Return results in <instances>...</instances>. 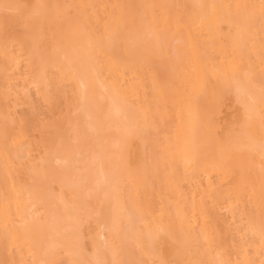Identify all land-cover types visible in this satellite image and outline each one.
<instances>
[{
	"label": "bare ground",
	"instance_id": "obj_1",
	"mask_svg": "<svg viewBox=\"0 0 264 264\" xmlns=\"http://www.w3.org/2000/svg\"><path fill=\"white\" fill-rule=\"evenodd\" d=\"M140 1L144 2V6H156L145 8L151 22L149 34L157 49L164 53L168 50L158 31L164 32L173 28L185 40L183 60L178 57L182 60V68L174 93L169 92L159 75L148 69L152 89L149 88L142 80V61L138 56L129 54L130 49L137 50V42L148 37V33L140 25H136L135 29L125 25L128 14L132 13L128 0H109L106 15L92 14L99 24L100 33L81 32L80 28L71 27L66 34L54 31L48 38V45L41 46L47 32H33L29 43L19 44V51L26 57L33 74V82L42 95L47 94L52 82L69 85L79 95L78 110L82 122L85 123L79 128L84 133L90 131V134L82 135L81 130H78L76 138L77 141L80 140L79 143L66 141L62 152L55 153L51 150L48 154L50 156L55 153V162L63 166L67 157H80L82 152L87 153L88 162L84 167L88 174H75L74 179H62L59 182V190L62 195L67 192L68 197L60 212L67 210L73 213L69 214L64 227H58L59 215L56 210H48L46 199L41 195L39 187L40 182L58 181L56 173L44 177L42 172H34L35 184L26 185L16 181L7 172L8 167H4L2 170L8 173V177L4 184L0 181V243L6 248L30 253L32 259H38L39 256L42 258L44 255L48 259L63 249L73 264H96L98 259L122 261L119 255L125 253L126 248L124 249L117 232L122 220L132 225L131 214L135 209L142 217L140 222L143 226L139 230H134L131 226L130 233L134 231L130 237L134 235L138 246L145 243V249L140 254L149 264L158 261L161 252L164 258L183 263L186 261L183 253L185 246L195 253V247L200 242L207 246L201 262L207 259L209 264H220L222 261H230L231 264H247L252 261L256 264L258 261L250 256L245 245L236 241L232 244L235 253L230 252L224 246L226 244L222 243L224 245L219 250L223 252L216 258L211 256L212 247L222 245L217 229H225L217 212L218 204L209 207L204 202L192 201L186 207L178 206L177 219L173 220L163 206L164 202H160V207L155 210L150 198L151 192L145 187L144 174L128 176L124 172V163L114 189L117 190L119 183L124 181L130 184L136 204L132 206L133 210L129 209L127 212L122 203L114 202L113 196L109 195L111 198L106 204H103L105 199H102L103 203H100L97 211L101 217L98 228L99 235L107 234L108 242L94 247L95 254L91 261L82 258L72 246L73 237L68 233L72 221L78 218V212L82 209L76 208L80 201L82 183L89 181L88 196L95 199L99 197L106 188H103L107 180L104 167L113 171L115 166L112 155L120 153L131 142L133 131L142 130L148 122L157 120L160 125L158 134L164 136L162 155L169 165L165 176L166 193L177 198L179 182L185 179L197 182L204 176V194H209L212 192L210 179L213 176L218 177L225 188L227 204L224 205H227L230 212L235 213L238 209L246 208L247 199L252 204L247 207L249 212L251 210L247 228L253 236V253L260 259L264 258L261 255L259 238L260 197L264 185V160L261 159V145L264 141L261 131L264 127V98L261 92V84L264 82V26L259 20L258 7L240 10L229 7L236 4L258 6L260 0H183L184 7L176 19H172L166 10L169 0ZM77 2L79 8L85 11V2H89L93 8L97 0ZM12 3L61 5L60 0H8L6 4ZM101 3L102 1L98 2ZM210 5L216 7H201ZM155 11L159 13L155 14ZM249 13H254L255 19L243 31L233 28L235 35L225 45L222 31L236 22L238 14L243 20ZM45 27L50 30V26ZM109 32L116 33L117 38L110 39ZM3 41L6 43L7 37ZM119 43L124 48L123 55L115 53V46ZM3 55L9 61V70L19 69L20 59L11 54L8 45L3 47ZM229 96L235 97L241 104L240 110L233 112V117H230L233 113L230 115L227 109L222 108ZM206 103L211 108L208 109ZM131 111L132 114H129ZM73 116L74 113L71 118ZM253 118L255 122L251 123ZM85 135L86 138L80 139V136ZM89 135L92 138L88 146ZM103 135L113 139L105 144L101 157L99 153L98 158H94L96 152L93 148L103 144ZM22 138L21 131L12 137L5 129L0 128V151L5 145L15 146ZM2 154L5 152H0ZM139 158L140 152L135 149L134 162H138ZM4 162L10 165L13 163L8 156H4ZM95 162L97 163L94 164ZM87 201L91 200L87 198ZM40 211L45 213L43 217L39 215ZM96 218L98 220L99 216ZM108 218L113 220L111 225L107 224ZM197 225L198 235L195 231ZM178 243L179 252L175 253L174 246ZM232 254H237V257L233 259Z\"/></svg>",
	"mask_w": 264,
	"mask_h": 264
},
{
	"label": "rangeland",
	"instance_id": "obj_2",
	"mask_svg": "<svg viewBox=\"0 0 264 264\" xmlns=\"http://www.w3.org/2000/svg\"><path fill=\"white\" fill-rule=\"evenodd\" d=\"M7 1L8 0H0V128L5 129L8 135H11L12 137L16 136L21 131L23 134V138L15 146L12 144L10 146L5 145L4 149L0 151L1 153L5 152V154L0 155V173H2L0 181L1 184H4L9 173L11 176H13L16 181L21 184L34 185V172L40 171L43 175H45L44 177L51 176L55 172V176L58 178V181L56 180V182L51 183L40 182L39 187L41 195L46 199V205L48 210H56L59 215V225L57 226L64 227L69 214L73 212H68L67 210L64 212H60V209H62V206H64L63 203L67 201L68 197L67 192L62 195V192L59 190V182L62 179H74L75 174H81L83 176L87 175L88 171L85 169L84 166L88 162V154L82 152L80 157H76V155H73V157H67L66 162H64L63 166H59L60 164L55 162L54 156L55 153L62 152L63 146L66 144V141H70V143L74 144L80 142V140L78 139L77 141L76 138L78 130H81L80 132L83 133L82 135L90 134V131H86L84 133L83 130L79 128L85 123L82 122V118L80 117V112L78 110V104L80 101L79 95L71 86L58 85L57 82H52L48 88L49 90L46 95H42L41 92L38 90L37 86L33 82V74L31 72V67L28 64L26 57L22 55V53L19 51L20 43L15 42L13 39L15 37H21L23 35V25H21L11 17L6 20L5 13L4 11H2V5L6 4ZM60 1L61 5L73 6L71 8V13L73 17L79 21V25L76 27L80 28L81 32H89L92 34L100 33L101 30L99 24L95 21V19H93L92 14L96 13L100 16L106 15L107 10L109 9V0H97L93 8L91 7V4L89 2H85V11L81 10L77 5L78 0H67L68 2L66 0ZM100 1H102V3L98 4V2ZM182 1L183 0H169L166 10L169 12V15L172 17V19L178 18L181 14V11L184 7ZM128 3L131 6L130 8L132 13H139V15L137 16L136 25H140V27H142L144 31L148 33V37H146L142 41L137 42V50L147 47L149 50L154 51V55H152L148 60H145L142 57L138 56L139 59L142 61L141 63L143 64L142 80L149 86V88L152 89L149 82L150 74L149 72H147L148 69L152 70L153 73L159 75L161 81L167 87L169 92L174 93V88L177 85V81L182 68L180 58H182L183 60L184 57V38L181 37L180 34L178 35L177 33H175V29L173 28L164 32L158 31L161 38L164 39L166 43V48H168V50L166 49V53H164L163 50L157 49V46L153 44V37H151L149 34L151 29V22L149 20V14L147 12V9L145 7H139L144 6V2L140 0H128ZM158 13L159 11H157L155 14ZM70 29L71 28L67 26H65L63 29H58L53 24L52 26H50V30L46 28L43 31L38 32V34H43L47 32L44 35L40 45L47 46L49 43L48 38L53 34L54 31H59L62 34H66L70 31ZM15 30L20 32H16ZM233 30L229 31V28H225L222 31L223 42H225V45H227V42L230 40V38L235 35V32ZM48 32H50V34ZM8 36H10V39L8 38ZM31 36L33 37V32H29L27 36L23 38V43H29L32 39ZM4 37H7L6 43L3 41ZM178 40L179 43H177ZM5 45H8V49L12 55L19 57V69L9 70V61L3 55V47ZM115 53L117 55L124 54V48L122 46V43H119L117 46H115ZM179 56L180 58H178ZM166 59L171 62H168ZM154 67L156 68L155 70ZM231 97L229 96L227 98L229 100L226 99L227 101H225V105L222 107L224 109H227L230 115L233 112L237 113L241 108V104L236 101L235 97ZM206 105L208 109L211 108L209 104L206 103ZM73 113L75 117L73 116L71 118ZM76 113L79 114L77 115ZM234 113L230 117H233ZM129 114H132V111ZM254 122L255 119L253 118L251 123ZM159 126L160 125L157 120H151L146 124V126L144 125V128L142 130H135V132L133 131L130 137L131 142L127 143L125 148L120 151V153L112 155V159L115 161V166L113 168V171H108V169L104 167V172L107 176V183H104L103 188L106 187L104 189L105 191L102 190L103 193L101 192L99 197L95 199L92 196H88L87 194L89 193L90 187L89 181H84L82 183L83 185L81 187L83 188H81L80 192V201L76 206V208L82 209L78 212V218L72 221V227L70 228V232L68 233L71 238L73 237V248L77 251L78 254H80L82 258L91 261L93 260L92 257L95 254L94 247L97 244L105 245L108 242L107 234L102 235V237L101 235H99L100 229L98 228V224L101 223L99 222L101 221V217L97 211L100 203H103L102 199H105V203L103 204H106L111 198L109 197V195L113 196L114 202L116 201L118 203H122L123 206L127 209V212L129 211V209H131V211L133 210L132 206L134 207L136 204L132 196L133 189L130 184L124 181V183L126 184L119 183V188L117 190L114 189L116 179L118 180L120 175V170L122 169V166L125 165L124 172L128 176H132L134 174L139 173L144 174V179L146 183L145 187L148 191L151 192L150 198L152 199L153 204L155 205V210H158V208L160 207V202H164L163 206H165L168 215L173 220L177 219V207H186L192 201L204 202L209 207L218 204L217 212L219 217L222 218V225L223 228H225L223 230L221 229L222 227L219 228V226V229H217L221 242L219 243H224L226 245H215L216 249L215 247H212L211 256L216 258L218 254L222 253L223 250H219V248L223 245L228 248L230 252H234L232 244L235 243L234 241H236L237 243H243L245 245V248L249 251L250 256H254L255 260L258 261L256 264H260V260L262 258H258V256L253 253V236L249 233L247 228V222L249 217L248 215L251 214V210L249 212V208L247 207L248 205L250 207L252 206L248 199L245 202L247 205L246 208L238 209L235 211V213L230 212V210L227 208V205H224L226 203L225 188L223 187L219 178L216 176H213L210 179V183L212 184V192L209 194H204V190L206 189V178L204 176L200 177L197 182H192L188 179L179 182L177 186V198L166 193L165 176L166 173L169 171V165L167 164L166 159L162 155L161 150L164 144V141L162 140H164V136L158 134ZM69 128L70 131H68ZM81 138H86V135L82 137L80 136V139ZM91 138V135H89V137L87 138L88 146L89 144H91ZM107 138L108 137L106 135H103V144H100V147L96 146L93 148L96 152L93 156L94 158H98L99 155L101 157V155L103 154V147L106 143L113 139V137H110L108 139ZM150 141L152 142V144ZM134 146L135 149H138V151L140 152V158L138 162H134ZM51 150L55 151V153H52V155L49 156L48 151ZM4 156H8L13 161L12 165L6 164L4 162ZM96 163L97 162H95L94 164ZM4 167H8V173L2 170ZM157 194L160 196L158 197ZM87 198L91 201H87ZM95 213L99 216L98 220L96 218L97 215H95ZM231 213L233 214L232 216ZM44 214L45 213L43 211L39 212V215H41L42 217L44 216ZM131 216L132 225H128L125 220H122V225L117 232L124 249L126 248V252L119 255V258L120 260L122 259V261L126 262V264H144L145 262V264H149L148 260L144 259L143 256L140 254L141 251L145 249V243H142L140 246H138L134 235L130 237L131 233L135 229L139 230L143 226V223L140 222L142 217H140L139 212L135 209L133 210ZM108 220L107 224L111 225L113 223V220L111 218H108ZM235 222L237 224H235ZM131 226H133L134 230L130 233ZM220 230L222 231L220 232ZM195 231L196 235H198L199 225H197V229ZM228 231L230 234H227ZM75 233L77 235H75ZM221 233L223 235H221ZM235 234L236 237H234ZM62 235L65 236V233H63ZM233 238H235V240ZM183 239L184 238H182L181 240L183 241ZM179 245L180 243L174 246L175 253L179 252ZM206 248L207 246L203 245V243L200 242L198 243L197 247H195L194 253L190 252V247L185 246L183 250L186 260L185 262H194V264H199V262H201V259L203 261L204 251ZM159 255L160 258H164L162 252L159 253ZM232 255L233 257H231L233 259L237 257V254ZM196 256H198V258ZM39 258L41 257L39 256L38 259H32L30 253L15 248L9 249L2 245V243H0V264H41L42 261L47 262V264H73L70 261L69 256L65 254L63 249L58 250L48 259L47 257H45V255L44 257L42 256L40 260ZM189 258L192 259L189 260ZM164 259L173 260L172 258ZM204 261L206 262H204V264H209L207 259ZM237 261H240V258H237Z\"/></svg>",
	"mask_w": 264,
	"mask_h": 264
},
{
	"label": "snow or ice",
	"instance_id": "obj_3",
	"mask_svg": "<svg viewBox=\"0 0 264 264\" xmlns=\"http://www.w3.org/2000/svg\"><path fill=\"white\" fill-rule=\"evenodd\" d=\"M72 5H49V4H24V3H12L2 5L3 11L5 13V19L9 17L15 19L18 23L23 25L24 33L21 37L13 38L17 43H23V38L27 36L29 32H41L45 29V26H52L53 24L58 29H63L67 27H76L79 25V21L73 17L71 13ZM131 7V6H129ZM139 7H152L155 5L139 6ZM215 8V5L201 6ZM236 9H255L259 8V20L261 25L264 26V0H260V4L248 5V4H236L234 6ZM139 13H129L126 20L124 21L126 26H130L131 29H135L137 23V16ZM255 19L254 13H249L243 20L240 19L239 14L237 20L234 24L229 25V31L236 28L238 31H243L244 28L251 24ZM109 38L115 40L117 38L116 33L109 32ZM129 54L132 56H139L145 60H148L154 51L149 50L147 47L143 49H138L136 51L129 50ZM262 98H264V82L261 84ZM262 136H264V127H262ZM261 159L264 160V141L261 145ZM261 223L259 226V238H260V250L261 255L264 257V185L261 188ZM255 235V232H253ZM207 239V237H205ZM41 264H47V262L42 261ZM96 264H126L124 261H118L113 259L111 261L98 259ZM154 264H181L179 261L167 260L160 258L158 261H154ZM183 264H194V262H183ZM199 264H204V262H199ZM220 264H231L230 261H222ZM247 264H253L252 261H248ZM260 264H264V258L261 259Z\"/></svg>",
	"mask_w": 264,
	"mask_h": 264
}]
</instances>
